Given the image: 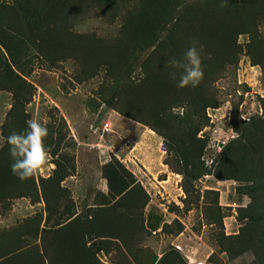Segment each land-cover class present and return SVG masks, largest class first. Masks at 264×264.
Listing matches in <instances>:
<instances>
[{
  "label": "rangeland",
  "instance_id": "374dc122",
  "mask_svg": "<svg viewBox=\"0 0 264 264\" xmlns=\"http://www.w3.org/2000/svg\"><path fill=\"white\" fill-rule=\"evenodd\" d=\"M20 2L0 0V150L19 99L28 120L47 127L44 142L53 143L33 176L38 186L58 161L75 171L61 182L67 193L46 226L41 191L38 199L0 204V238L38 215L49 229L83 215L109 234L98 243L101 264H164L167 254H176L171 258L178 264H264L260 236L246 229L264 208V21L256 48L243 34L234 57L200 55L210 64L202 79L213 104L196 117L184 94L165 98L151 82L164 70L157 65L164 62L159 42L164 45L167 30L153 47L135 52L131 72L120 81L98 47L118 44L129 6L50 0L46 12L54 18L43 16L29 27ZM217 61L219 70L212 66ZM90 67L95 74L87 77ZM176 67L167 59L165 70ZM187 112L190 127L181 119ZM241 169L243 178H232ZM22 245L43 250L40 239Z\"/></svg>",
  "mask_w": 264,
  "mask_h": 264
},
{
  "label": "trees",
  "instance_id": "16d2710c",
  "mask_svg": "<svg viewBox=\"0 0 264 264\" xmlns=\"http://www.w3.org/2000/svg\"><path fill=\"white\" fill-rule=\"evenodd\" d=\"M49 1L30 5V0H21L19 12L29 27L32 24L36 25L39 21L41 22L43 16H51V13L47 14L46 12ZM98 1L100 4L105 3L106 8L112 9L114 7L117 9L118 4L129 6L118 44L116 46L105 44L98 47L103 62L110 65L111 77L120 81L123 80L131 72L135 61V52L153 47L159 42L161 31L166 32L167 30L164 45L159 42V55L161 57L164 52V62L160 61L157 65L159 70L162 68L164 70L162 69L160 75H156V73L153 75L152 73L151 82L159 86L156 92L158 95L160 92H164L165 98L170 96L172 92L184 94V98L188 100V105L196 112L194 113L196 117H201V114L213 104L210 94L203 86V79L197 87H190L191 90L185 91L186 88H178L176 83L182 69L176 67L174 70L176 79H172L170 75L172 71L165 70L167 59L170 61L175 58L183 63L184 53L193 46L194 42L198 52L201 53L200 55L209 51L220 57H234L240 48L237 44L240 35H249L251 37L250 49L256 48L258 23L264 21V0H196L188 5H184L183 0ZM53 18L51 16L50 21ZM168 49H171L170 53H168ZM262 54L264 51L260 55ZM146 64L148 65L147 62ZM222 65V62L217 61L212 66L219 70ZM201 66L204 76L210 64L201 60ZM94 74V69L91 67L85 71L87 77H92ZM192 115V113L187 112L184 118H181L189 127L192 126L193 120H189ZM129 116L133 117L132 115ZM26 121H28V115L24 111L22 102L18 99L7 116L4 131L6 137L13 131H24ZM52 145V141L45 143L48 153ZM242 147L243 151H248L246 146ZM11 163L12 158L6 143V146L0 150V204L23 197L38 199L41 191L48 212L44 225L46 226L53 212L57 209L60 199L67 193L60 184L75 171V166L69 164L67 167L58 161L53 175L49 179L42 180L38 186L33 176L24 181L14 176L11 172ZM236 172L239 175H233L232 178L241 180L243 178L242 169ZM259 174L255 173L254 178ZM256 214L257 216L251 218L246 229L250 234L254 230L255 234L260 236L258 254L264 258V208ZM95 221L93 217L78 215L66 224H59L57 229H49L47 227L42 228V216L30 218L0 238V264H46L45 259H48L50 264H101L98 254L102 248L98 246V243H104L102 238L109 237L106 236L109 234L106 233L105 235L99 229L96 231ZM131 222L132 220L129 219L126 221L129 225ZM132 227L134 226L131 225L128 229ZM128 229L126 228L124 232L128 233L127 231H130ZM113 236L117 237L116 233ZM120 236L114 238L122 240L125 235ZM26 238L40 239L43 250L41 251L38 246L26 249L22 245ZM241 238L237 239H240L241 242ZM88 241L91 243L89 246ZM171 256H176V254L165 255L164 264H178ZM140 264H144V262L142 261Z\"/></svg>",
  "mask_w": 264,
  "mask_h": 264
},
{
  "label": "clouds",
  "instance_id": "9594fccd",
  "mask_svg": "<svg viewBox=\"0 0 264 264\" xmlns=\"http://www.w3.org/2000/svg\"><path fill=\"white\" fill-rule=\"evenodd\" d=\"M171 65L182 69L176 86L180 89L187 87L195 88L203 78L200 53L195 46L189 47L184 53V62L173 58L169 61ZM172 79H176V73H170ZM48 135L45 124L38 119L26 121V128L22 132L13 131L3 138L8 145V152L12 158L11 172L19 180L24 181L45 166L49 159V153L44 140Z\"/></svg>",
  "mask_w": 264,
  "mask_h": 264
}]
</instances>
